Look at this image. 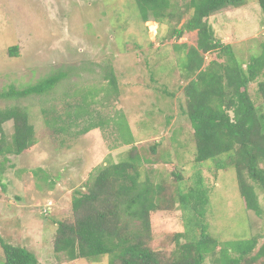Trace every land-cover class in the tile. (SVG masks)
<instances>
[{"label": "rangeland", "instance_id": "obj_1", "mask_svg": "<svg viewBox=\"0 0 264 264\" xmlns=\"http://www.w3.org/2000/svg\"><path fill=\"white\" fill-rule=\"evenodd\" d=\"M176 2L183 14L181 23L160 24L145 22L136 0H0V91L10 86L24 89L44 78L64 75L48 93L0 101L2 109L15 105L28 112L36 139L21 155H0V264L6 259L2 240L32 251L40 264H110L108 256L73 261L56 253L57 222H74L75 197L89 192V183L103 168L130 155L143 159L142 180L162 181L165 187L160 209L151 213L150 242L164 260L176 249L177 234L185 235L193 226L191 235L200 233L193 217L196 212L183 206L180 199L199 179L209 200L201 220L208 224L212 236L221 244L257 237L253 254L264 246V190L256 186L262 209L258 214V206L250 207L249 199L241 194L235 166L225 170L216 162H197L191 123L183 122L186 117L179 123L172 119V113L185 104L178 69L185 51L176 45L198 44L197 31L174 37V29L181 28L194 13L187 5L190 0ZM209 22L216 38L233 46L244 67L252 55L260 53L264 14L258 0L225 9ZM14 46L19 47L18 56L9 52ZM203 55L206 65L226 59L220 58L218 51ZM111 73L116 86L110 83ZM263 84L264 76L250 85L249 93L264 113ZM166 88L176 92L175 98L162 94ZM84 97L93 119L106 126L77 137L75 132L88 123L76 127L69 114H75ZM159 107L162 113L157 112ZM58 114L64 120L60 124H74L67 132H59L57 123L46 124L47 118ZM122 114L134 144L124 145L119 140L115 119L119 121ZM167 116H171L170 124ZM4 129L6 142H10L14 122L5 123ZM263 263L264 257L256 264ZM205 264H214L213 259L208 256Z\"/></svg>", "mask_w": 264, "mask_h": 264}, {"label": "trees", "instance_id": "obj_2", "mask_svg": "<svg viewBox=\"0 0 264 264\" xmlns=\"http://www.w3.org/2000/svg\"><path fill=\"white\" fill-rule=\"evenodd\" d=\"M136 1L145 22L170 24L181 23L183 20L182 10L176 0ZM247 2L248 0H190L187 5L194 13L181 28L174 29L173 35L180 39L186 32H198L197 46L176 45V49L185 51L178 63L179 87L185 96L184 106L179 105L180 115L186 117L193 127L196 161L216 162L217 167L225 170L229 166H235L241 194L249 199L250 207L258 206L256 212L261 214L256 186L264 190V113L255 105L249 88L264 76V42L260 46V53L252 55L244 67L233 46L216 38L209 22L211 16L228 8L242 7ZM258 3L264 14V0H258ZM18 51L19 47L14 46L9 52L11 56H18ZM213 51H218L219 57L225 56L226 59L213 60L206 65L203 53ZM63 77V74H56L24 89L10 86L0 91V101L43 95L55 89ZM110 83L114 86L117 84L114 73H111ZM261 89L264 92V84ZM175 93L167 88L162 92L170 98H174ZM88 106L87 97H84L83 103H78L75 114H69V119L76 127L81 122L88 123L75 132L77 137L94 129L104 130L106 126L105 122L93 119ZM43 112L48 114L47 110ZM170 117H166L167 124H170ZM153 118L151 117L154 124ZM115 120L121 143L134 144V135L123 114L119 121ZM8 121L14 122L10 142H6L4 129ZM52 122L58 124L59 132H67L74 125L63 124L61 114L47 118L46 124L52 125ZM0 136V155L3 156L21 155L36 144L29 114L20 106L0 108ZM142 162L140 155H130L125 161L103 168L95 180L89 183V192L75 197V221L57 222L54 241L56 253L73 261H96L108 256L110 264H205L208 256L213 259L214 264H256L264 257V246L253 254L258 246L257 237H239L240 239H231L221 244L212 236L208 224L201 220L206 215L209 200L202 187L203 181L199 179L196 187L191 188L187 194H180V199L183 206L196 212L193 217L200 233L191 235L189 229L194 231L193 226L188 228L187 234H177V247L171 257L164 260L150 247V242L153 238L151 213L160 209V196L165 187L162 181L154 182L149 178L142 180ZM177 179L181 180L182 176L177 174ZM182 237H187L189 241L182 243ZM1 245L6 258L3 264H40L37 256L25 247L15 246L4 240Z\"/></svg>", "mask_w": 264, "mask_h": 264}, {"label": "crops", "instance_id": "obj_3", "mask_svg": "<svg viewBox=\"0 0 264 264\" xmlns=\"http://www.w3.org/2000/svg\"><path fill=\"white\" fill-rule=\"evenodd\" d=\"M173 98V97H172ZM172 98H170V99H172ZM175 98V97H174ZM179 100V99H178ZM131 104H133V103H131ZM155 107V106H154ZM160 108L161 107H159V109H157V112H160ZM180 108H178V110L176 109V112L174 111L172 114H174V116H173V118L172 119H177V121H178V123H179V119L180 118H185L184 116H182V115H180ZM172 119H171V121H172ZM187 119H185V120H183V122H185L186 124H190V122L187 120ZM177 123V124H178Z\"/></svg>", "mask_w": 264, "mask_h": 264}]
</instances>
